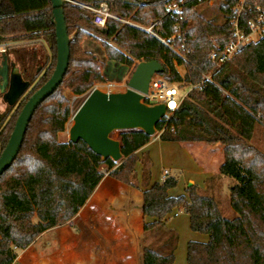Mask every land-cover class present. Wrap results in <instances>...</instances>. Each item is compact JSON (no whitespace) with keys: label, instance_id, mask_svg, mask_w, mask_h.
Segmentation results:
<instances>
[{"label":"trees","instance_id":"16d2710c","mask_svg":"<svg viewBox=\"0 0 264 264\" xmlns=\"http://www.w3.org/2000/svg\"><path fill=\"white\" fill-rule=\"evenodd\" d=\"M1 1L0 44L39 39L52 53L50 65L43 68L48 53L38 55L36 48H31L25 55L22 49L14 50V62L23 78L30 82L39 80L25 95L26 101L55 66L51 3ZM73 1L97 6L101 0ZM207 1L110 0L117 19L108 18L104 26L93 22L92 11L71 2L64 5L68 34L70 24L75 30L66 73L56 90L35 109L18 154L0 175V264H12L18 252L44 231L61 226L76 215L102 179V167L108 169L109 176L141 192L142 264L174 263L178 236L166 226V220L175 210L188 215L192 231L208 235L207 241L187 242V264H264V153L251 143L255 125L264 126V33L216 69L208 54L231 38L229 20L239 0H215L222 14L219 22L207 17L201 8ZM245 2L256 3L264 10V0ZM172 3L180 5V18L167 11ZM253 16L247 12L241 20ZM133 23H155L153 28L161 36H176L175 47H180L184 39L185 48L179 54ZM244 31L249 29L245 27ZM82 37L101 40L111 66L103 70L96 54L84 47ZM141 60L160 62L163 72L159 75L169 82L184 80L195 84L201 81L202 73L212 71L211 80L204 82L202 88L188 91L178 107L156 123L155 129L162 141L221 146L223 160L218 172L235 180L229 186L234 217H224L217 200L195 184H188L181 194H170L177 184L176 176L148 182L149 159L138 156L136 151L153 136L141 129L118 131L122 153L119 161L102 159L82 140L58 139L71 116L66 91L81 95L94 83L111 79L116 71L120 79L128 67H132V73ZM177 65L184 67L183 74ZM19 112L16 110L5 122V116L0 114V125L4 122L0 126L1 151ZM138 162L142 164L140 178Z\"/></svg>","mask_w":264,"mask_h":264},{"label":"crops","instance_id":"0c3cea01","mask_svg":"<svg viewBox=\"0 0 264 264\" xmlns=\"http://www.w3.org/2000/svg\"><path fill=\"white\" fill-rule=\"evenodd\" d=\"M217 147L220 149L219 154L213 162L211 155L217 148L210 144L162 141L155 135L136 153L138 156L146 155L150 160V183L161 180L164 172H167V176H176L172 172H179L176 186L169 191L172 195H178L184 192L188 184L197 185L202 192L218 188L224 178L218 172L223 157L221 146ZM141 168L142 164L138 162L136 169L139 178ZM141 203L139 189L129 187L106 174L76 215L65 225L51 228L42 234L54 230L57 241L75 245L74 256L65 253L60 264H142L144 215ZM179 214L181 212L175 210L166 220V226L176 234H179L182 227H189L188 215ZM138 245L139 250L136 249ZM28 247L18 252L12 264H29L25 259ZM52 259L50 257L49 262Z\"/></svg>","mask_w":264,"mask_h":264},{"label":"water","instance_id":"95a60500","mask_svg":"<svg viewBox=\"0 0 264 264\" xmlns=\"http://www.w3.org/2000/svg\"><path fill=\"white\" fill-rule=\"evenodd\" d=\"M71 1L50 0L55 36V66L48 79L24 102L7 143L0 153V175L9 168L18 154L35 109L56 90L66 73L71 38L65 23L64 5ZM162 72L163 66L157 60H141L135 65L123 91H103L94 86L70 116L68 141L82 140L102 159L119 161L122 153L120 141L111 135L114 131L141 129L147 135L154 136L155 125L167 114V108L162 102L153 104L141 102L140 93L147 90L150 78L154 74ZM0 73L4 79L0 85L2 100L13 106L31 83L22 77L14 62L8 64L5 53H2Z\"/></svg>","mask_w":264,"mask_h":264},{"label":"rangeland","instance_id":"374dc122","mask_svg":"<svg viewBox=\"0 0 264 264\" xmlns=\"http://www.w3.org/2000/svg\"><path fill=\"white\" fill-rule=\"evenodd\" d=\"M2 5V1L0 0V6ZM202 9H205V13L206 16L213 19L214 21H221L222 19V14L220 13L217 3L215 2V0H212L211 3L210 1H207L206 3L201 5ZM69 36L72 39L75 35V30H73L71 24L69 25ZM252 40H256L258 39L257 35H252ZM82 43L84 45V47L89 50L92 51L96 54L97 58L100 60V64L102 69L104 70L107 66H111V64H109L108 59L106 58V54L104 53L105 49L102 45V41L98 40V39H94V37L92 38H87V37H82ZM0 47L5 48V52L8 54V57L10 60H14L15 58V52L14 50L17 49H22L25 55H27V52L31 49V48H36V50L38 51V55H40L41 53H45L46 55V60L44 62V67L43 68H47L50 65L51 62V56L52 53H49L48 51V47L46 45V43L42 40H24V41H15V42H8V41H4L3 43L0 44ZM55 64V62H54ZM54 65L52 67L51 70H53ZM131 68L132 67H128L127 71H125V73L122 74V76L120 77V79L117 78V73L118 71L115 72L114 76L110 79V78H105V80L103 82H96L93 84V86L85 93L81 94V95H74L72 93H70L69 91H66V94L70 97V108H71V114L75 111V109L79 106V104L81 103V101L83 100V98L85 97V95L96 85V87H98L99 89L103 90V91H107V86H106V81H111L113 82V84L110 86V91H123L126 87V82L131 74ZM177 70L179 71L180 74L184 73V67L181 65H177ZM159 74H155V77L158 76ZM39 80H36L35 82H31L30 88L33 86H35L38 83ZM30 88L26 91V93L23 95V97L21 99H19L13 106H8L7 104L3 103L2 99H1V94H0V114H3L4 117V122L6 121V119L8 120L14 113L16 110L20 109L18 108L19 105L24 103L25 101V95L27 94V92L30 90ZM187 91V88H178V94L182 95L184 92ZM16 119V118H15ZM4 122L1 123L0 126H2L4 124ZM71 124V120L69 118L68 122L66 123V127L65 130L61 133L58 134V139L61 141L64 140H68V128ZM118 135V131H114L112 133V136L114 138H117ZM155 135H158V132H155ZM154 135V136H155ZM251 143L257 147L262 153H264V126L262 124L257 123L255 125L253 134H252V139H251ZM214 146V148H217L215 151H213L212 156V161L215 162L217 159H215L218 154H219V150L218 149V145H211ZM1 153V150H0ZM187 160V158H186ZM150 161V160H149ZM188 161V160H187ZM189 162V161H188ZM105 168V167H103ZM155 168V166H154ZM156 172H158V168H155ZM175 173L176 176L179 175V172H172ZM222 177L224 178L222 180V182H219L218 188L214 189V190H208V191H203V193L205 195L211 196L213 198H215L219 204L221 213L224 217L226 218H232L236 215L235 211L232 209V207L230 206V202H229V186L235 183V180L229 176H225L222 175ZM176 211H180L181 214H179L180 216H183V213L186 214L183 210H176ZM177 223H179L178 219ZM66 224V223H65ZM64 224V225H65ZM189 230V231H188ZM177 232H175L176 234ZM193 231H191L189 229V227H182L179 230V234H176L177 237V241H176V248L174 251V264H187L186 261V242L188 240H193V239H198L200 241H207L208 239V235L205 233H200V232H196L194 231V236H192ZM206 236V240L205 239ZM194 237V238H192ZM75 247V245L71 242H67V241H57L56 240V232L53 231H48L40 236H38L35 241L33 242V244L31 246H29V250L28 252H26L25 254V259L29 264H54V262H56V264H60L61 263V259L64 257V254L67 253L71 255V257H73L74 255V250L73 248ZM136 249H140V246H136ZM50 257L53 258L50 262Z\"/></svg>","mask_w":264,"mask_h":264},{"label":"built area","instance_id":"2783aa9c","mask_svg":"<svg viewBox=\"0 0 264 264\" xmlns=\"http://www.w3.org/2000/svg\"><path fill=\"white\" fill-rule=\"evenodd\" d=\"M110 0H101L97 6H91L84 2L71 1L73 4H78L90 11L93 12V22L99 26H104L108 18H116V15L113 13L109 6ZM211 1L212 0H208ZM167 11L176 14L177 18L181 17V8L177 3L168 4ZM234 15L229 20L231 24V38L223 46H216L209 51L208 58L216 69L224 65L228 60H230L237 52H239L248 42L252 41V35H257L258 38L264 33V10L258 4H247L245 0H239L237 5L232 8ZM247 12L254 13V16L241 20V15L246 14ZM126 22L131 23L130 21L125 20ZM138 25L136 23H133ZM155 23L142 26L138 25L145 31L149 32L157 39H159L163 44H165L170 49L181 54L180 50L185 48L184 39L180 47H175V35L170 36H161L153 26ZM248 28L249 31L246 33L244 28ZM177 28V26H175ZM179 37V36H178ZM0 49H3V47ZM184 57V56H183ZM212 71L202 73V79L198 83L188 84L184 80L180 82H169L160 75L155 77V74L150 78V81L145 92H141V102L145 104L153 103H164L167 112L175 110L181 99L186 95L188 91L192 88H202L204 82L211 80ZM113 84L111 81H106L107 91H110V86ZM179 85H182L181 88H187V91L182 95L178 94ZM96 86V85H95ZM103 175L108 173V169L101 168ZM167 172H164L161 180H164Z\"/></svg>","mask_w":264,"mask_h":264},{"label":"flooded vegetation","instance_id":"af4514ba","mask_svg":"<svg viewBox=\"0 0 264 264\" xmlns=\"http://www.w3.org/2000/svg\"><path fill=\"white\" fill-rule=\"evenodd\" d=\"M2 53H5L6 54V56H7V62H8V64L10 63V62H14V60H10L9 59V57H8V54L5 52V48H3V49H0V63H1V61H2ZM14 64L18 67V69H19V71L21 72V70H20V68H19V66L14 62ZM9 70H10V66H9ZM21 74H22V72H21ZM22 77H23V75H22ZM3 82H4V79H3V75L0 73V85H2L3 84ZM31 83V82H30ZM31 85V84H30ZM29 88H30V86H29ZM28 88V89H29ZM6 89H7V87H6ZM5 89V90H6ZM27 89V90H28ZM26 90V91H27ZM26 91H25V93H26ZM24 93V94H25ZM1 94V99H2V93H0ZM23 94V95H24ZM23 95L19 98V99H21L22 97H23ZM3 101V100H2ZM4 103V102H3ZM6 104V103H5ZM9 106V105H8Z\"/></svg>","mask_w":264,"mask_h":264}]
</instances>
